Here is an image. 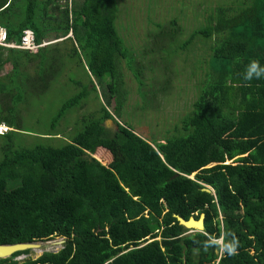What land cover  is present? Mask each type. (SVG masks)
<instances>
[{
	"label": "trees",
	"instance_id": "16d2710c",
	"mask_svg": "<svg viewBox=\"0 0 264 264\" xmlns=\"http://www.w3.org/2000/svg\"><path fill=\"white\" fill-rule=\"evenodd\" d=\"M117 3L0 0L7 42L18 46L29 30L38 46L36 53L0 47V125L11 129L0 135V245L65 240L56 254L23 264H264V78L243 79L251 60L264 66V0H244L247 7L238 10L228 7V18L219 9L215 24L192 32L183 43L174 20L173 43L159 45L165 32L157 25L151 48H136L120 36ZM50 35L70 42V49L60 43L41 47ZM198 36L214 37L205 63L209 71L191 114L181 119V134L176 130L178 136L153 141L150 148L131 129L132 116H124L129 123L122 126L109 113L121 118L127 102L123 68L147 100L149 93L141 88L144 63L149 70L153 65L152 49L159 45L157 64L167 72L176 54H187ZM69 64L81 69L86 81L70 75V85L79 91L58 108L45 139L59 136L54 130L59 121L90 94L99 109L81 116L60 147H23L15 138L19 107L40 96L38 91L50 87ZM107 120L117 130L105 129ZM100 149L113 154L108 166L91 157ZM192 175L193 180L184 177ZM200 214L203 233L185 235L173 218L197 220ZM223 232L239 239L237 255L200 246Z\"/></svg>",
	"mask_w": 264,
	"mask_h": 264
},
{
	"label": "rangeland",
	"instance_id": "374dc122",
	"mask_svg": "<svg viewBox=\"0 0 264 264\" xmlns=\"http://www.w3.org/2000/svg\"><path fill=\"white\" fill-rule=\"evenodd\" d=\"M117 2L119 16L116 29L118 28L117 31L119 30L120 36L126 43L136 48L145 44L149 47L151 44L154 46L155 33H157L155 26L157 25L162 26V30L165 32L163 36L158 37L159 45H163L161 41L166 45H169L170 42L173 43V41H170L172 37H170L169 33L171 29L170 23L174 20L180 28V36L178 35L177 39L180 43H183L190 37L192 32L204 30L209 23L215 24L218 19L216 17L219 9H223L221 16H224L226 12L229 13L228 7H232L231 9L233 10L247 7L244 4V0H117ZM231 16L232 14L229 13L226 18ZM213 37L211 41L205 40L200 36L196 37L187 54L178 53L174 61L170 65L167 64V72L157 64V62H160L159 52H155L154 49L159 45L153 48L150 54L153 65L151 70H149L147 62L144 63L146 83L141 88L149 93L147 100H143L139 95L138 85L129 71L123 68L128 97L127 102L123 105L121 118L115 116L111 109L109 110L114 120L123 126L125 123H129L124 116H132L130 127L134 134L144 144H148L153 149V141L161 143L168 137L178 136L176 130L179 129V123L183 117L185 118L191 114L192 104L199 95L198 86L202 76L209 71V67L205 63L209 59L208 49L212 45ZM53 38V35L47 36L41 47L60 43L63 45L62 49H70V42H62V39L53 41ZM173 40L175 41V38ZM9 45L14 46V44L10 43ZM37 51L38 48L32 53ZM185 57L190 61L184 62ZM172 58L168 59V63ZM204 59L205 62L203 61ZM74 68L73 64H69L63 70L61 76L49 85L50 87L38 91L40 96L30 99V102H27V107H19L20 126L15 132V138L22 140L23 147H30L40 143L60 147L61 141L68 140V136L72 133L71 130H73L81 116L99 109V103L95 100L94 95L90 94L80 109L69 111L59 121L54 129L55 133H59V136L45 139L44 135L47 134L51 120L58 108L68 99L67 97L75 95L79 91L70 85L68 81L70 75L77 80L86 81L82 70ZM3 70V75L8 73V66ZM29 72L32 74L31 67L28 69ZM92 81L95 85V80L92 79ZM148 84L152 85L148 87ZM96 88L99 94L100 90L98 87ZM107 89L112 91V87L107 86ZM99 102H102L100 98ZM145 103L146 109L142 110ZM5 126L7 127V125L2 124V128H5ZM178 133L181 134L179 130ZM91 157L101 163L102 166H108L113 160L112 152L102 149L91 155ZM189 234H193V232H188L185 235ZM61 240L60 238H54L50 241L38 242L40 243L38 250H30L27 255L8 258V261L13 264H22L27 260H36L44 253L60 250L62 244L52 245L47 243L60 242Z\"/></svg>",
	"mask_w": 264,
	"mask_h": 264
},
{
	"label": "clouds",
	"instance_id": "9594fccd",
	"mask_svg": "<svg viewBox=\"0 0 264 264\" xmlns=\"http://www.w3.org/2000/svg\"><path fill=\"white\" fill-rule=\"evenodd\" d=\"M261 78H264V66H262L258 60L253 59L246 66L243 79L250 82L253 79ZM8 131H10V129L6 126L2 128V124L0 125V135L8 133ZM149 242L151 241L148 239L147 243ZM200 246L203 247L204 250L214 247L222 255L235 256L238 254L239 239L234 233L223 232L218 238L215 236H208L206 240L200 243Z\"/></svg>",
	"mask_w": 264,
	"mask_h": 264
},
{
	"label": "water",
	"instance_id": "95a60500",
	"mask_svg": "<svg viewBox=\"0 0 264 264\" xmlns=\"http://www.w3.org/2000/svg\"><path fill=\"white\" fill-rule=\"evenodd\" d=\"M105 129L117 130V127L114 125L113 121L107 120L104 122ZM204 192H210L208 189H203ZM173 218L177 221L178 225L185 229L188 232L193 233H203L204 231V221L205 215L200 214L199 218L196 220L193 217H190L188 220H184L179 216L173 215ZM65 240L62 239L59 244L63 245ZM40 243H23V244H14V245H0V260H5L11 258L16 253H23L30 250H38ZM59 250L52 252L56 254Z\"/></svg>",
	"mask_w": 264,
	"mask_h": 264
},
{
	"label": "built area",
	"instance_id": "2783aa9c",
	"mask_svg": "<svg viewBox=\"0 0 264 264\" xmlns=\"http://www.w3.org/2000/svg\"><path fill=\"white\" fill-rule=\"evenodd\" d=\"M0 47H6V48H15L19 50H24L28 52H34L38 46L35 45V39L33 36V33L29 30H25L21 36L20 44L18 46H10L7 42V37L5 30L3 28H0ZM185 178L190 179L191 176H184ZM193 180V178L191 179Z\"/></svg>",
	"mask_w": 264,
	"mask_h": 264
},
{
	"label": "bare ground",
	"instance_id": "6f19581e",
	"mask_svg": "<svg viewBox=\"0 0 264 264\" xmlns=\"http://www.w3.org/2000/svg\"><path fill=\"white\" fill-rule=\"evenodd\" d=\"M47 244L58 245L59 241L58 242L47 243ZM39 248H40V245H39Z\"/></svg>",
	"mask_w": 264,
	"mask_h": 264
},
{
	"label": "flooded vegetation",
	"instance_id": "af4514ba",
	"mask_svg": "<svg viewBox=\"0 0 264 264\" xmlns=\"http://www.w3.org/2000/svg\"><path fill=\"white\" fill-rule=\"evenodd\" d=\"M32 261H34V260H32ZM3 264H13V263H11L10 261H8V262L3 263ZM22 264H23V263H22Z\"/></svg>",
	"mask_w": 264,
	"mask_h": 264
}]
</instances>
